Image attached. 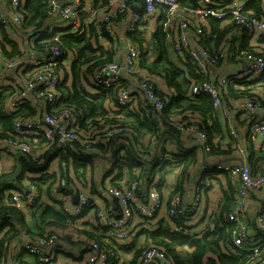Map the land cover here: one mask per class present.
<instances>
[{"label":"built area","instance_id":"2783aa9c","mask_svg":"<svg viewBox=\"0 0 264 264\" xmlns=\"http://www.w3.org/2000/svg\"><path fill=\"white\" fill-rule=\"evenodd\" d=\"M7 1L10 2L13 15L8 19L0 8V22L9 23L10 21L17 25L21 24V9L24 1ZM250 2L251 0H197V6L190 7L183 5L181 0H110L105 7V14L99 18L96 10L84 11V0H66L61 4L57 0H48L46 15H55L59 22L49 24V33L53 34L46 39V50L40 56L32 52L26 58L8 60L0 46V64L3 65L2 71L5 72L3 75L0 74V89L11 86V89L7 91L10 111L19 112L25 104L31 103L32 99L42 100L46 104V112L42 109L44 113L37 111L32 116L20 114L15 118L13 131L9 135H0V151L24 153L35 157L40 151H43L40 155H45L46 152L56 147L55 149H59V155L50 162L46 170L40 172V177L43 175L50 177L61 173L62 170L57 167V163L63 155L66 157L71 154V145L76 149L83 146L88 151L93 150L98 144L101 145V141L112 142L113 147L116 141H129L128 143L132 145L131 141L134 137L139 143L138 150H143L138 162H146L151 157L163 159L161 163L164 165L155 166L154 178L149 184V192L145 199L140 191L146 180L139 176L132 181H115L106 186L105 193L118 201L120 208L116 213L108 211L104 205L97 204L87 192L79 190V203L71 214L78 217L87 209H93L95 220L102 229V235L90 243V256L79 264H110V261L116 260L118 245L130 244L133 241L136 228L132 222L143 218L147 222L154 223L153 226L156 227L159 220L157 215L163 210L165 204L172 233L197 239L205 231H212L217 214L206 212L203 207L204 191L211 188V178L220 173L228 175L229 191L235 195L234 204L227 213V219L232 223L229 231L230 248L235 253L247 255L246 264H264V212H257L254 215L248 212L250 193L264 194V169L255 170L249 163L247 146L233 143L234 151L242 157L241 163L234 164L226 160L216 162L212 169H209L208 177H203L194 183L192 196L185 191L182 192L185 187L180 189L176 184V193L166 199L157 186L161 180L162 170L165 174L167 166L171 170V167L178 161L174 155L166 157L163 153L159 154L162 133L166 129H173L179 138L184 135L189 137L194 135L200 139L206 157L211 155V146L207 143V134L202 124L204 127L214 124V113L223 105L220 87L226 88L234 82L244 84L237 112L247 123L249 142L257 144L260 148L263 147L264 119H258L257 115L264 111V102H261L258 97L256 85L264 82V52L251 51L248 53L245 56L244 67L227 70L222 78L216 77L219 85L210 81V72L206 71L211 66H222L225 70L227 62L242 61L240 57H234L231 44V40L233 42L235 37H240L242 33L240 30L250 33V43L256 48L261 45L259 38L264 36V18L245 13ZM133 3H138L139 6L129 23L130 33H134L141 23L151 19L155 20L157 25V20L164 8L166 51L169 58L177 68L186 73L185 77L190 80L188 95L195 100L197 98L194 95L200 93H206L211 97L213 101L211 117L196 113V119H193L188 116L191 111L181 107L171 115L174 119L163 120L162 112L173 99L172 95H175V91L166 95L158 86L156 79L140 75L142 51L137 43H128L120 59L115 58L114 53L112 58L110 54H107L110 52L107 41L114 36L115 23L124 17ZM207 16H215L219 19L231 16L235 24L220 52L216 55L209 53L208 49L196 46L203 32L201 22ZM91 24L94 27V33L89 28ZM62 29L76 34L83 31L86 37L91 39L93 47L98 50L97 54H102L104 58L109 59L98 65L90 66L95 62V59H92L89 65L86 64V68L83 67L79 71L78 78L84 79L89 85L95 87L98 91L95 94L113 91V103L117 108L114 110L116 111L122 109L140 115L143 113L148 119H151L153 113L156 112V115L160 117L152 132L149 134L136 132L133 127L129 128V125L123 123L108 124L103 128L94 126L97 129L89 124L87 130H84L78 120L80 111L75 106L64 109L58 107L68 92L66 78L68 79L70 74H73L72 77L75 76L72 66L76 59V53L66 49L62 44V36L65 33ZM39 37V34L32 35V42L40 40ZM39 42L43 44L44 41ZM237 45H239V39L236 41ZM100 47H103L106 53L99 50ZM185 53H189L191 61L197 65L199 80L190 76L186 60L180 58V56L185 57ZM69 65L70 72L68 71ZM16 72L20 78L14 75ZM5 79L11 80V84L6 85ZM224 116L227 119L232 118L229 113H225ZM230 127L231 135L236 138V129L231 125ZM144 141L147 144L142 145ZM124 147L126 151L127 147ZM126 155L123 152L119 153L117 166L122 168L128 163L125 159ZM5 172L0 155V177ZM185 175L187 176L188 173ZM158 176L159 181L154 183ZM61 184L65 185L66 181L61 179ZM4 193L10 196L15 208L22 212L30 211L33 205L42 198V192L38 184L32 180L29 171L25 172L15 190L6 189ZM58 238L59 234L56 231H49L37 238L35 242L25 239L20 247L36 254L42 263L48 264L53 258V246ZM149 242L140 247V264H174L164 247L156 245L152 239ZM206 264L221 263L217 254L213 253Z\"/></svg>","mask_w":264,"mask_h":264},{"label":"crops","instance_id":"0c3cea01","mask_svg":"<svg viewBox=\"0 0 264 264\" xmlns=\"http://www.w3.org/2000/svg\"><path fill=\"white\" fill-rule=\"evenodd\" d=\"M57 1L61 4L66 0ZM93 3L94 0H84V11L91 12L92 10H96L98 17L102 18L106 12L105 8L95 9ZM138 6V3H133L124 17L115 23L114 36L107 41V45L110 48V52L114 53L115 58L120 59L128 43H137L142 51L139 68L140 75L146 78L151 77L156 79L158 86L164 91V94L170 95L173 90L175 91V88L170 84L168 74L153 72L151 69L157 56L153 39V34L157 27L156 21L151 19L148 22L141 23L138 30L134 33L129 32V23L132 20L134 13L137 11ZM0 8L8 19L12 17L13 11L9 1L0 0ZM55 22H59V19H56L55 15H46V28H48L50 23ZM9 23L12 22L9 21ZM32 28L33 27L31 26L28 27V29H25L18 25H14V23L7 28V33L10 36V39L19 44L21 52H24V54L26 53V56H30L29 51L33 40L30 35V30H32ZM5 44L6 46L11 47L8 41L5 42ZM20 55L18 57H20ZM242 61L227 62L225 70L222 69V66L209 67L206 71L210 72V81L219 85V81L216 80V77L220 76L222 78L227 70L230 71L238 69L239 67H244L245 62L243 61L244 63L242 64ZM2 68L3 65L0 64L1 75L5 74V72L2 71ZM14 75L17 78H20L17 72ZM72 75L73 74H70L68 79L66 78L70 87H73L76 81V86L78 88H82L90 94L98 92L95 87L89 85L84 79L78 78L76 80L75 76L77 75L74 77H72ZM2 79H4V77H2ZM4 82L6 85H9L12 81L5 79ZM243 85V83L234 82L226 86V88L220 87L223 97V105L220 109L215 111L213 116V121H216L221 125L223 133L220 138L217 137L215 140V151L216 149L219 151H214L213 154L206 157L200 144V139L194 135L192 137L184 135L182 138H179L172 132L165 133L164 131L162 133V140L158 149L160 155L162 153L165 154L166 157L174 155V157L179 160L180 154L184 157L188 155L190 151L194 152V149L192 148H197L199 161V163L192 165L187 172L183 171L181 165L175 164L171 167V170L169 169V166L166 165L168 167L167 172L163 174L162 170L161 174L162 178L165 176V180L164 182L162 180V183L161 180L157 183L164 198L166 197L167 199L172 195V192L176 190V184H178L180 189L185 187V190H182V192L185 191L192 196L194 183L203 177H208L209 169H212V166L218 161L226 160L234 164L241 163L242 157L239 153L234 151V148L232 147L233 143H237L240 146H247L249 150V163L255 170L261 168L264 169V150H262L257 144L251 141L249 142L247 123L243 119V116L237 112L241 100ZM9 89H11V86L2 87L0 91H4L5 94H8L7 91ZM69 90L70 88H68V91ZM256 91L260 101L264 102V82L256 85ZM8 100L7 97L5 109L10 113L11 109ZM107 101L109 103L112 102L111 99H108ZM31 103L40 113H44L43 110L46 112V104L42 100L32 99ZM112 108L117 109L114 103H112ZM88 111L89 110L87 109V112ZM225 113H229L232 118L227 119L224 116ZM81 117L82 116L79 115L78 120ZM257 118L261 120L264 119V111L260 112L257 115ZM230 125L237 131L236 138L230 133ZM128 142L129 141H116L115 147L111 146L110 148H104V145L98 144L99 146L95 147L93 150H88L90 152L87 155L81 156V160H79L83 161L82 164L80 162L77 164V158L75 156L71 154L67 155L62 162L59 161L57 163V167L62 170L58 175L60 176L63 173L64 177L61 179L66 181V184L63 185V187L58 186L57 184L52 186L53 183L51 184V181L49 183L48 180H46V176H42L40 179L38 178L40 177L38 171H31V178L34 177V181L37 180L36 182L40 183L42 198L35 203L30 211L22 212L21 217H18L15 214H7L8 221L4 223L6 226H4V229L3 227L0 228L2 229L0 231V238L2 240L0 245V264H44L39 261L36 254L30 253L25 248H21L20 245L25 239L35 242L37 238L49 231H56L59 234V238L53 246V258L49 264H79L90 256V243L102 235V229L99 223L95 220L93 209H87L78 217H74L71 214L75 211L76 206L79 203V190L87 192L97 204L104 205L108 211L116 213L120 208L118 201L105 193L106 186L112 184L114 181H121L123 178H125L124 181H127L132 178L133 173L139 177L147 179V176L151 175L150 170L153 172V168L155 169L156 165L163 164L161 163L163 159H160L159 157H151L152 159L149 158L146 162H139L133 165L128 162L125 166L130 168L126 172L123 170L125 175H123L122 178V171L115 170L118 163V158L116 159L115 155L119 156L120 152L127 154V150L124 151V146L136 149L138 159L139 155L143 153V150H138L139 143H137V140L133 145H130ZM145 144H147L146 141L142 142V145ZM220 150H224L225 152H220ZM0 155L1 163L7 174L15 171L18 162L21 161V157L23 156L22 153H8L6 151H0ZM185 173H188V175L186 176ZM145 182H143L144 187L141 188L140 191L144 199L149 190V186ZM211 183V188L204 191L203 207L206 212L214 214L219 203L224 198L225 193L230 192V182L227 174L220 173L211 178ZM5 185L10 187L16 185L17 187L19 185V180L18 178L10 179L2 186ZM1 202L5 204V200H1ZM46 206L53 207L57 210H65L69 215L68 220L66 222H59L49 217L46 218L45 221H41L40 214ZM166 212L167 205L165 204L163 210L157 215V218H159L158 223L167 226L170 230V218L167 216ZM248 212L250 215H254L257 212H264L263 193H250ZM140 220L137 219L136 222H132L136 228L132 243L118 245L117 258L114 261H110V264H130L131 260L134 258L136 249L149 242L147 230H154V223L144 220L149 224L148 227H144V223H140ZM11 224L16 226L14 230L16 231L15 233H13V230L8 233V231L12 229L9 228ZM7 229L10 230L6 232Z\"/></svg>","mask_w":264,"mask_h":264},{"label":"trees","instance_id":"16d2710c","mask_svg":"<svg viewBox=\"0 0 264 264\" xmlns=\"http://www.w3.org/2000/svg\"><path fill=\"white\" fill-rule=\"evenodd\" d=\"M109 2L110 0H94L93 6L95 9L105 8L109 4ZM23 3V8L21 9L22 23L18 24V26L25 29H28V27L32 26L33 28L32 30H30V35L32 36L34 34H39L40 40H43L44 42L42 44L39 42L40 40H37L36 42L33 41L31 43L29 54L31 55V53L34 52L35 55L40 56L42 52L46 50V39L50 38L53 34H50L49 29L46 28L47 0H25ZM181 3L190 7L197 6V0H181ZM245 13L264 18V0H251V2L246 7ZM165 19L166 13L164 11V8H162V15L159 17V20H157V27L153 34L157 56L154 64L151 67L153 72L168 74L169 82L175 88V95H172L173 99L169 104H167L162 112L163 120H165L166 118H169L170 120L174 119V116L171 115L176 113L181 107H185L184 110L191 111L189 112L190 115H188L190 118L196 119V113H200L205 117H211L213 115V101L211 97L206 93H200L194 95L195 98H197L195 100L190 95H188L187 92L190 86V80L185 77L186 73L183 70L177 68L169 58V54L166 51L167 39L166 31L164 29ZM12 24L13 23L0 22V46L3 50V54L8 60L13 59V57L26 58V53L24 54V52H21L19 44L11 40L10 36L7 33L8 26ZM201 24L203 25V32L196 42V46H198L199 48L208 49L209 53H211L212 55H216L220 52L224 41L228 38L229 33L234 28V21L231 16H228L226 19H219L215 16H207L203 20V22H201ZM89 28L94 33V27L92 24ZM62 30L65 31L62 36V44L66 49L76 53V59L74 60L72 66V70L75 75L79 74V71H81L83 67L86 68V64L89 65V63L92 62V59H95V62L93 64H90V66H95L99 63L109 60L104 58L102 54H97L98 50L93 47L91 39L86 37L83 31L80 34H76L65 29ZM240 31L242 32L240 37H235L233 42L231 40L232 51L235 54L234 57H240L241 60L244 61L245 56H247L251 51H256L257 53L264 52V36L259 38V42L261 45L256 48L250 43V33H247L243 30ZM238 39L239 45L236 46V41ZM7 41L11 45V47L6 46L5 42ZM49 46L50 44L48 45V47ZM99 50L106 53L103 47H100ZM107 54H110V58H112V52H108ZM19 55L20 57H18ZM180 58L186 60L187 70L190 76H193L194 78L199 80V74L197 72L198 67L191 61V55L189 53H185V57L180 56ZM243 61L242 64L244 63ZM75 77L77 80L78 75ZM68 87L70 88V90L67 92L63 100L58 104V107L60 109H64L75 106V108L80 111V115L82 116L79 119V122L84 130H87L89 124H91L93 128L97 129L96 127L99 126L103 128L108 124L123 123L125 125H129V128L133 127L136 132H146L147 134H149V132H152L155 129L154 127L157 124V119L160 117L156 115V112L153 113V117L151 119H148L143 115V113L142 115H140L124 111L122 109L119 111L114 110L112 108V103L114 101L113 91H103L97 94H90L84 89L78 88L76 86V81L73 87H70L69 85ZM7 97L8 95L5 94L4 91H0V135H9V133L13 131L15 118L18 115L21 114L23 116H32L38 111L32 103L28 102L22 107L19 112L17 111L18 113H8L5 109V102ZM108 99H111L112 102L109 103L107 101ZM87 109L89 110L88 112ZM202 127L206 131L207 143L211 146V154H213V152L215 151L216 138H220L223 135L221 125L215 121L211 126L204 127L202 124ZM169 132L176 134V132L171 128L165 130V133ZM135 141L136 139L133 137L131 144H135ZM101 142V145H104V148H110L113 145L112 142ZM79 143L81 144V142ZM71 146V155L77 158V164H79V162L82 164L83 161H80L81 156L87 155L90 151L85 150L83 146H80V149H76V147L73 145ZM55 148L56 147H53V149L46 152L45 155H40L43 152L40 151L36 154L35 157L22 153L23 156L21 157V163L23 164V171L18 178L19 182L27 171H38L40 173L46 170V167L49 166L50 162L59 155V149ZM129 148H127V155L125 159L129 162V164L132 165L139 163L137 155L135 153L136 149H133L132 147ZM192 149H194V152L190 151V155L188 154L184 157L180 154L179 160L175 162L177 165L182 166L183 171L187 172L192 165H195L198 162L197 148ZM261 149L264 150V145ZM217 151L219 150L216 149L215 152ZM220 152L225 151L220 150ZM119 157L120 156L115 155L116 159ZM64 159L65 157L63 155L60 161L62 162ZM129 168L130 167L126 166L122 168L116 166L115 170L122 171L123 178V175H125V172ZM154 172L155 169L153 168V172L150 170L151 175L147 176V179H145V183L148 186L154 178ZM6 175L7 173L5 172V174L2 175L0 179H2ZM62 177H64L63 173L60 176H46V180H48L49 183L51 181V184L53 183L52 186L57 184L58 186L63 187V185L61 184ZM136 177H138V175L133 173L132 178L124 182L132 181ZM38 178L41 179V177ZM160 178L161 183L162 180L164 182L165 176L163 178L160 176ZM124 179L125 178H123V180ZM32 180L34 181V177L32 178ZM6 182L0 183V202L1 200H5V204L2 202L0 203V228L3 227V229L4 226H6V224L4 223L8 221V213L15 214L18 217H21L22 215V211L17 210L11 203L10 196L4 193L6 189L12 191L17 187L16 185H14L13 187L7 185L2 186ZM36 183L38 184L41 191L40 183ZM113 183H115V181ZM176 191L177 190L173 191L172 195L176 193ZM234 200L235 195L232 192L225 193L224 198L219 203L218 208L216 209L217 220L215 222L214 229L212 231H205L204 234L197 239H190L186 238L183 235L174 234L168 229L167 226L162 224L160 225L159 223H157L156 227H154V230H147V234L149 235L148 238L149 240L152 239V242L156 245L164 247L172 258L174 264H206V262L210 259L211 254L213 253L217 254L218 260L221 264H246L248 259L247 255L235 253L230 248L229 231L232 227V223L227 219V213L233 206ZM49 217L59 222H66L69 215L65 210H57L53 207L46 206L45 209L41 211L40 218L41 221H45L46 218ZM15 227V225L13 226V224H11L9 228L12 229H7L6 232L8 230H10L8 231V233H10L12 230L14 231ZM1 230L2 229H0V231ZM15 232L16 231H14L13 233ZM140 252L141 248H137L134 254V258L133 260H131L130 264H140Z\"/></svg>","mask_w":264,"mask_h":264},{"label":"water","instance_id":"95a60500","mask_svg":"<svg viewBox=\"0 0 264 264\" xmlns=\"http://www.w3.org/2000/svg\"><path fill=\"white\" fill-rule=\"evenodd\" d=\"M23 171V164L21 163V161L18 162L17 168L15 169L14 172L7 174L6 176H4L2 179H0V183L6 182L10 179H17L20 177V175L22 174Z\"/></svg>","mask_w":264,"mask_h":264},{"label":"rangeland","instance_id":"374dc122","mask_svg":"<svg viewBox=\"0 0 264 264\" xmlns=\"http://www.w3.org/2000/svg\"><path fill=\"white\" fill-rule=\"evenodd\" d=\"M68 71L70 72L71 71V67H70V65H69V69H68ZM159 181V176H158V178L157 179H155V181H154V183H157ZM143 218H141V220L139 221L140 223H144V227H148L149 226V224L148 223H146L145 221H144V219L142 220ZM155 222H157L156 220H155ZM136 225V224H135Z\"/></svg>","mask_w":264,"mask_h":264}]
</instances>
